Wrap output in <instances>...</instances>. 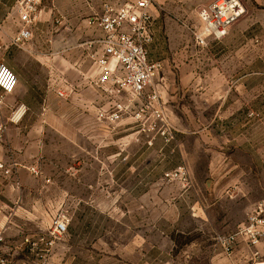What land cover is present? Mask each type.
Instances as JSON below:
<instances>
[{
  "label": "rangeland",
  "instance_id": "rangeland-1",
  "mask_svg": "<svg viewBox=\"0 0 264 264\" xmlns=\"http://www.w3.org/2000/svg\"><path fill=\"white\" fill-rule=\"evenodd\" d=\"M134 1L54 0L52 30L35 29L30 40H53L44 53L81 58L92 75L87 44L99 30L87 20L106 3ZM242 1L245 14L233 25L242 32L199 45L194 32L202 31V0H154L153 10L168 15L175 39L167 51L175 58L160 72L171 76L158 103L164 123L152 114L138 119L136 107L116 124L101 121L106 97L101 105L89 97L86 113L55 100L50 119L57 127L41 130L44 153L29 196L42 223L24 232L36 236L55 219L68 220L67 239L57 244L51 264H264V238L254 249L240 243L229 257L218 244L264 201V2ZM79 23L86 24L80 32ZM155 87L162 91L158 78ZM80 118L90 124L81 132L63 125ZM215 152H233L237 159L210 160ZM233 163L243 179L231 185L224 182L225 169L216 173L213 166ZM180 168L184 175L166 177ZM241 186L247 194L237 191Z\"/></svg>",
  "mask_w": 264,
  "mask_h": 264
},
{
  "label": "crops",
  "instance_id": "crops-1",
  "mask_svg": "<svg viewBox=\"0 0 264 264\" xmlns=\"http://www.w3.org/2000/svg\"><path fill=\"white\" fill-rule=\"evenodd\" d=\"M214 1L216 0H202L205 6ZM259 1L264 2V0ZM161 5L162 2H160L159 10L166 13L167 8H162ZM152 14L154 26L153 41L149 46L150 59L168 64L175 58L171 57L172 53L171 56L167 54V51L174 48L172 44L175 42L172 31L166 23L168 15L160 18L156 8L152 10ZM53 15L54 1L43 0L33 32L35 29L41 32L47 30L49 34L52 30ZM75 25L78 32L86 28L85 23ZM262 25L264 26V20ZM21 27L18 0H0V41L4 46L0 61L17 77L14 93L5 96L0 104V129H4L0 133V162L9 171L8 175L0 172V232L4 238L1 255L12 258L18 264H22L28 255V251L20 248L21 244L27 237L35 236L25 234V226L42 223L35 215L33 203L29 199L35 189L34 184L38 181V178L31 173V168L37 166V161L44 153L41 130L57 127L50 119L55 111L53 107L55 100L61 105L77 106L79 107L77 112L86 113L89 107V97L92 99H90V104L96 103V105H101L102 98L100 90L95 85L97 72L94 67H92L93 74L89 75L88 63L81 58L76 60L71 57H56L54 54L44 53L43 49L49 48L50 42L54 43L50 39L47 43L29 40L15 45L12 40ZM242 29L241 25L232 26L225 39L214 43H224L223 41L242 32ZM259 43L264 45V29L259 31ZM166 79H171V76L167 73L159 74L158 80L162 90L160 93H163L161 86ZM1 95L0 91V97ZM20 106L23 107L24 114L19 121H13L12 115ZM63 125H67L70 129H79L81 132L90 124L87 120L82 121L80 118L79 122L69 121ZM209 159L232 161L236 160L237 156L233 152H215ZM213 167L216 173L225 169L226 172H223L227 174L224 182L229 180L231 185L235 182L240 183L243 179L239 165L233 163ZM257 186L259 190V184ZM247 189L248 187L241 186L237 191L244 195L248 193ZM250 203L254 204L255 200ZM14 232L16 234H13ZM17 233L22 234L19 236Z\"/></svg>",
  "mask_w": 264,
  "mask_h": 264
},
{
  "label": "built area",
  "instance_id": "built-area-1",
  "mask_svg": "<svg viewBox=\"0 0 264 264\" xmlns=\"http://www.w3.org/2000/svg\"><path fill=\"white\" fill-rule=\"evenodd\" d=\"M50 2L54 0H48ZM43 0H18L20 22L22 27L12 40L19 45L32 38L33 28L38 22ZM154 0H136L130 4L117 6L106 3L100 14L87 20L89 27L99 30V35L87 44L91 52L93 67L97 72L95 85L102 97L109 100V108H100L101 121L116 124L136 107L134 112L138 119L152 114L156 121L164 123L163 111L158 108L160 92L155 87L162 63L150 59L149 46L153 41L154 17L152 10ZM245 14L241 0H216L198 13L202 31L194 32L199 45H205L206 38L222 41L229 29ZM4 46L0 41V54ZM17 86V77L0 61V104L5 96L12 95ZM138 103L136 106H133ZM24 114L20 106L12 115L13 121H19ZM4 129H0V133ZM167 130L163 132V135ZM180 168L175 175L167 174L173 179L184 175ZM0 172L8 175L4 164L0 162ZM34 176L39 175L36 168L31 169ZM264 201L259 203L248 216L247 222L235 233L221 236L218 244L223 253L231 256L240 243L256 248L264 238ZM69 222L55 219L47 232L27 237L20 248L28 251L32 259L22 264H51L57 244L62 243L68 235ZM4 238L0 232V264H18L12 258L1 255ZM255 253L254 257H258Z\"/></svg>",
  "mask_w": 264,
  "mask_h": 264
}]
</instances>
